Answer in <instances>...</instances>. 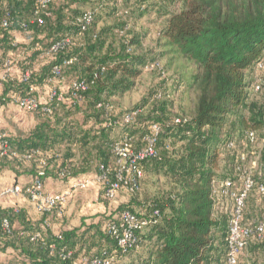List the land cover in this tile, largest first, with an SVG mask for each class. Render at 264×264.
Returning a JSON list of instances; mask_svg holds the SVG:
<instances>
[{"label": "trees", "instance_id": "trees-1", "mask_svg": "<svg viewBox=\"0 0 264 264\" xmlns=\"http://www.w3.org/2000/svg\"><path fill=\"white\" fill-rule=\"evenodd\" d=\"M171 2L175 9L159 0H53L41 9L37 0H0V74H7L4 80L0 77V107L25 96L39 102L32 112L36 122L25 134L0 132L11 153L0 156V170L28 173L44 182L47 177L68 180L91 170L96 174L102 165L113 179L115 145L127 140L142 147L151 124L157 123L158 156L142 163L143 173L160 165L180 186L179 192L148 204L133 199L137 192H126L127 202L97 220L83 217L79 226L58 233L50 229V216L60 209L39 213L33 220L21 208L0 202V232L3 219L11 226V234L0 240V264H75L100 256L123 264L121 259L143 244L149 254L142 264H225L229 215L214 213L212 167L218 148L232 139L224 128L247 97L243 70L264 56V0ZM154 9L162 21L156 50L148 54L143 40L147 30H134L128 21L148 22L143 17ZM85 11L91 12L88 23L83 20ZM5 13L11 19L8 27L1 25ZM103 17L112 21L98 27ZM23 21L26 29L20 27ZM66 38L63 48L49 51ZM12 52L17 55L14 63ZM162 60L163 71L173 75L169 86L151 89L130 108L112 103L113 96L130 91L143 71L155 69ZM62 80H67L64 90L59 87ZM74 81L85 82L86 90L74 93ZM53 88L63 93L62 101L48 102ZM180 88L189 118L169 123L162 118L165 104ZM45 92L40 100L39 93ZM147 105L151 109L144 115ZM155 105L160 110L156 115ZM132 112L135 115L125 122ZM164 137L178 145L175 154L160 152ZM125 212L139 226L130 228L134 241L121 248ZM108 224L115 225V233L107 231ZM251 242L264 246V238ZM68 251L71 255L65 257Z\"/></svg>", "mask_w": 264, "mask_h": 264}, {"label": "rangeland", "instance_id": "rangeland-1", "mask_svg": "<svg viewBox=\"0 0 264 264\" xmlns=\"http://www.w3.org/2000/svg\"><path fill=\"white\" fill-rule=\"evenodd\" d=\"M166 6L175 9L172 6L171 0H159ZM88 8V7H85ZM84 8V9H85ZM148 22L139 20L134 23L129 19V24L135 26L134 30H147L144 36V49L148 54H152L156 50V32L161 25V19L155 14V9L148 13L145 17ZM111 18L103 17L98 27L109 24ZM136 28V29H135ZM118 42V41H117ZM114 42L117 46L118 43ZM156 52V51H155ZM16 53L12 52L10 59L14 63L16 60ZM264 60V56L262 58ZM165 61L162 60L159 66L155 69L145 70L137 78L135 86L122 95H116L111 98L115 106L126 109L134 106L137 102L147 96L151 89L169 86L172 77L171 71H163ZM162 68V69H160ZM243 83L247 90V97L244 105L241 107L238 115L233 117L227 126L224 128V134L230 132L232 139L229 143L223 144L218 148L216 163L212 167L213 171V188L215 197L214 213L221 214L228 217L232 207L231 199L222 193V187L225 180L231 182L234 191L240 190L245 175H251L256 183H264V66L259 68L256 64L251 65L243 70ZM256 82L262 84L261 91H254L253 85ZM67 80H62L59 83L61 90L65 89ZM42 93H39L40 96ZM170 102H166L165 111L162 118L169 123L177 122L186 117L189 118V108L186 103L183 89L174 90ZM12 112L17 119L25 120L32 112H22L15 106L16 103L9 101ZM156 112L160 111L158 105H155ZM151 109L150 105L144 107V115L148 114ZM254 131L255 137L250 139L247 132ZM118 133L115 137H118ZM168 144V148L165 147ZM178 145H173L169 137L161 138L159 150L163 154L168 151V154H175L174 150ZM77 153V147H74ZM160 165L155 166L154 169H148L143 179L139 191L134 194L138 202L150 203L152 200H164L170 194L179 192L180 186L175 180V177L166 173ZM112 208L119 205L118 201L109 200ZM264 222V199L258 194L256 190L249 192L243 211V223L246 225H253L255 222ZM261 244H264L262 242ZM149 247L144 244L138 247L129 255L123 257L121 260L123 264H142L148 259ZM241 264H264V246L256 247V244L249 242L247 247L243 250L240 256Z\"/></svg>", "mask_w": 264, "mask_h": 264}, {"label": "built area", "instance_id": "built-area-1", "mask_svg": "<svg viewBox=\"0 0 264 264\" xmlns=\"http://www.w3.org/2000/svg\"><path fill=\"white\" fill-rule=\"evenodd\" d=\"M38 5L41 9H44L46 5L53 0H37ZM10 16L5 13L1 18V25L8 27L10 24ZM40 21V19H38ZM83 20L88 23L91 20V12L85 11L83 14ZM33 22V20H29ZM21 29H26L27 24L25 21L20 23ZM69 39H63L53 43L50 46L49 51H56L63 48ZM259 68L264 66V60L261 59L256 63ZM55 74H59V69L54 67ZM28 73L24 74L26 78ZM7 74L2 76L4 80ZM87 85L83 81H74L71 84V89L75 93L76 91L86 90ZM254 91H261L262 84L256 82L253 85ZM63 100V93L56 88H53L48 95V102ZM16 105L25 111L34 112L38 109L39 102L37 98L31 96L20 97L14 101ZM100 106V105H98ZM43 110L46 113H51L49 107H44ZM136 112H132V115H127L124 119L125 122L131 120ZM161 132L159 124H151L150 133L144 138V145L140 148H135L133 144L127 140L119 141L114 147V158L116 170L113 175V179H110L107 175V171L101 165L99 170L101 172L89 176L85 179H75L73 188L84 189L90 183H96L103 188V197L111 200L116 196L118 191H125L127 193H136L139 191L141 186V180L143 179L144 173L142 169V163L150 158H156L158 156V137ZM5 134H0V156L9 157L10 147L7 141L4 139ZM247 136L250 139L255 137L254 131L250 130L247 132ZM13 154V153H12ZM26 155L25 158H28ZM231 182L225 180L222 187V193L227 195L232 201V207L229 212L228 218V234L226 237V261L225 264H241L240 256L243 250L247 247L248 243L252 239L261 240L264 238V222H255L253 225H246L243 223V211L245 206L246 198L252 190H256L261 198L264 199V183H256L251 175H245L243 178L242 187L240 190L234 191L231 186ZM70 192L63 193H46L43 190V182L39 178H34L32 182L26 186L12 185L4 187L0 190V201L4 197L10 195L23 194L26 198L33 203L35 209L39 213H49L55 209H60L66 203ZM157 214V212H155ZM124 223L127 225L122 230V234L118 240V245L121 248H125L134 241L131 227H137L138 222L135 217L125 212L122 215ZM145 222H141L140 225H144ZM115 225L108 224L107 231L109 233H115ZM3 234H11V226L7 219H3L1 223L0 240L4 238ZM39 234L34 235L31 240L37 238ZM71 252L68 251L65 257H69ZM111 258L108 257H94L91 259L81 258L75 264H111Z\"/></svg>", "mask_w": 264, "mask_h": 264}, {"label": "crops", "instance_id": "crops-1", "mask_svg": "<svg viewBox=\"0 0 264 264\" xmlns=\"http://www.w3.org/2000/svg\"><path fill=\"white\" fill-rule=\"evenodd\" d=\"M6 73H1L0 77ZM46 98V92L40 97V100ZM22 112H29L20 109ZM9 102L0 107V132L10 135L25 134L31 127L34 126L36 120L33 113L28 115L29 118L22 120L17 119L13 115L14 108H11ZM95 171L91 170L86 175H81L68 180H61L54 177H47L43 182V190L46 193H63L70 192L66 203L60 208L59 213L50 216V229L53 233H58L61 230L70 229L80 225L83 217L87 220H97L98 216L107 213L112 209L110 203L104 199L101 186L96 183H90L84 189L73 188L75 179H85L94 175ZM33 180V176L28 173L15 174L9 169L0 170V190L7 186L19 185L26 186ZM118 201L119 204L129 200V195L124 191H118L116 196L111 199ZM110 200V201H111ZM1 204L4 207H19L26 212V215L35 220L40 217L32 202H30L23 194L10 195L1 199Z\"/></svg>", "mask_w": 264, "mask_h": 264}]
</instances>
